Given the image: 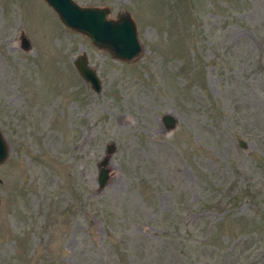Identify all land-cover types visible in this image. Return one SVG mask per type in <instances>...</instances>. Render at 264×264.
Returning <instances> with one entry per match:
<instances>
[{
	"label": "rangeland",
	"instance_id": "obj_1",
	"mask_svg": "<svg viewBox=\"0 0 264 264\" xmlns=\"http://www.w3.org/2000/svg\"><path fill=\"white\" fill-rule=\"evenodd\" d=\"M74 1L129 12L142 50L0 0V264H264V0Z\"/></svg>",
	"mask_w": 264,
	"mask_h": 264
},
{
	"label": "water",
	"instance_id": "obj_2",
	"mask_svg": "<svg viewBox=\"0 0 264 264\" xmlns=\"http://www.w3.org/2000/svg\"><path fill=\"white\" fill-rule=\"evenodd\" d=\"M58 16L62 24L76 32L85 35L91 44L100 50L122 61L136 60L142 47L137 37V26L129 12L118 14L110 18V9L98 6H81L74 0H43ZM23 50L28 51L31 44L27 37L22 35ZM74 65L79 75L90 84L94 92H100L101 80L95 68L91 67L85 54H79ZM166 127L171 130L175 127L176 120L172 115L163 117ZM239 145L243 147V143ZM107 155L97 164V183L103 188L110 177L111 170L107 166L111 154L115 151L113 143L107 145ZM9 146L0 131V164L8 157Z\"/></svg>",
	"mask_w": 264,
	"mask_h": 264
}]
</instances>
